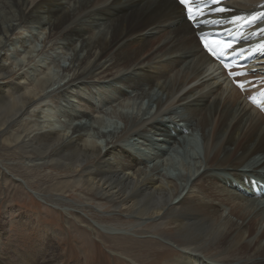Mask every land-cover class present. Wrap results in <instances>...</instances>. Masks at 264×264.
Wrapping results in <instances>:
<instances>
[{"label":"bare ground","instance_id":"1","mask_svg":"<svg viewBox=\"0 0 264 264\" xmlns=\"http://www.w3.org/2000/svg\"><path fill=\"white\" fill-rule=\"evenodd\" d=\"M53 1L57 0H22L18 6L19 18L0 20V137L11 126L19 124L24 115L34 117V130L15 136L9 144L18 145L15 148L31 156L37 166L68 173L66 176L73 177L70 188L90 192L100 203H111L116 213L127 212L140 219L146 216L153 222L168 219L177 233L196 240L193 244L176 246L185 264H264L261 197L241 195L239 189L252 187L254 180L245 175L259 177L264 172V117L224 84L199 46L196 31L184 20L181 7L174 0H91L70 16L62 7H53ZM261 5L264 0H233L221 5L233 10L221 17L264 12ZM101 7L105 9L103 14L108 15L106 28L109 31L114 27L113 38L97 40L94 45L99 47L100 57L95 56L85 68L74 69L86 49L91 53L88 39L77 36L81 39L80 49L73 46L68 56V70L74 69V72L65 83H54L57 87L51 92L47 91L54 81L49 75L35 80L31 75L29 88L24 80L29 84L25 76L31 73L24 76L16 73L18 68L32 62L35 51L25 52L26 57L22 56L18 62L6 63L4 48L11 36L9 33L37 11L42 9L48 17L46 24L51 38L53 31L60 37L68 35V26L78 18L99 17ZM254 28V32L264 28V22ZM139 76L148 85L160 87L164 101L157 100L155 109L145 114H121L118 136L101 134L99 143L81 134V125L61 126L44 116L47 111L44 108L41 113L32 111L46 97L67 95L71 89L76 90L77 82L80 85L86 80L100 83L112 80V84L106 82L110 87L118 81L123 83L118 85L122 90L126 85L136 88L133 91H137L138 97L142 95ZM73 97L83 101L79 93ZM176 109L189 111L193 126H198L203 133V161L195 163L194 171L189 174L190 178L194 176L193 181L200 182L196 185L197 194L191 187L184 192V185L177 182L185 178L180 174L166 175L169 170L158 166L153 160L157 157L141 150L140 143L135 144L139 145L138 150L120 144L139 133L156 130L170 140L173 136L161 126L165 124L164 117ZM81 113L84 117L88 115ZM175 121L178 124L180 119ZM181 127L173 131L183 134ZM242 168L247 170L239 174ZM214 169L220 173L211 172ZM205 253L212 256L209 258Z\"/></svg>","mask_w":264,"mask_h":264},{"label":"rangeland","instance_id":"2","mask_svg":"<svg viewBox=\"0 0 264 264\" xmlns=\"http://www.w3.org/2000/svg\"><path fill=\"white\" fill-rule=\"evenodd\" d=\"M2 1L0 20L19 18L18 6L22 0ZM89 1L74 3L73 0H57L53 1V7H62L60 9L72 16ZM104 10V7L100 8L99 17L86 15L72 22L68 26V35L60 37L53 31L51 38L46 24L48 17L41 12L42 9L37 11L31 19L9 33L11 36L4 48L6 63L18 62L22 56L26 57L25 52L35 51L32 62L18 68L16 73H24L23 76L27 72L31 73L29 77L25 76L30 80L29 84L28 80H24V85L29 88L32 87L31 75L34 80L49 75L50 80L54 81L47 91L51 92L57 87L53 84L65 83L76 66L85 68L95 56L100 57V49L94 45L97 40L103 42L113 38L114 27L110 32L106 28L108 15L103 14ZM79 35L84 40L88 39L91 53L86 49L80 61L74 64L75 68L68 70L71 49L75 46L79 50L81 46V39L77 38ZM13 49L15 53L11 52ZM63 68L67 69L66 72H63ZM139 79L142 95L138 97L137 91H133L136 88L124 84L126 88L122 90L118 85L123 83L118 81L116 86H112L113 91L106 83L112 80H103L106 81L103 83L86 80L80 85L77 82L76 90L71 89L67 95L53 94L46 97L32 111L41 113L47 110L44 116L61 126L81 125L80 133L87 134V138L99 143L103 134L116 133L115 136H118L117 128L122 127L119 121L121 114H145L155 109L157 100L164 101L165 95L161 93L160 87L148 85L140 76ZM76 93L80 94L84 102L73 97ZM72 101L78 103L73 104ZM81 111L86 112L87 117ZM23 118L19 124L11 126L4 133L5 136L0 137V264H185V258L181 261L183 254L176 246L186 242L193 244L196 240L177 233L168 219L165 222H153L146 216L140 219L135 214L116 213L111 203H100L92 193L70 188L73 177L66 176L68 173L37 166L31 156L17 150L18 145L9 144L15 140V136L34 130V117L24 115ZM179 119L178 124H175V120ZM164 122L161 129L170 132L173 136L170 140L156 130L155 133H139L120 144H125L127 148L133 146L135 150L140 145L141 150L157 157L153 160L158 166L169 170L166 175L173 177L180 174L186 179L177 182L184 185V192L191 187L192 192L197 194L196 185L200 182L193 181L194 176L190 178L189 174L195 163L203 161V133L198 126H193L195 123L189 111L187 113L184 109L172 111L164 117ZM179 126H182L179 130L183 134L173 131ZM243 170L247 169L242 168L238 173L241 174ZM211 172L220 173L215 169ZM246 176L264 182L263 171L259 177ZM232 181L239 183L234 179ZM205 255L209 258L212 256Z\"/></svg>","mask_w":264,"mask_h":264},{"label":"snow or ice","instance_id":"3","mask_svg":"<svg viewBox=\"0 0 264 264\" xmlns=\"http://www.w3.org/2000/svg\"><path fill=\"white\" fill-rule=\"evenodd\" d=\"M225 0H178L184 17L190 27L196 30V39L203 50L213 59L229 69V76L234 78L236 87L241 92L248 91L246 85L253 81H240L236 77L246 76L247 73L231 71L233 67H246L239 64V59L249 51L264 55V28H257L251 36L244 35L243 29L264 22V12H252L247 16L232 15L230 18H213L217 15L229 13L233 10L221 6ZM264 7V5H261ZM227 25H232L229 28ZM205 29H221L220 31H206ZM260 37V43L251 45L250 49L243 47L241 41L247 43L252 37ZM232 61V62H226ZM261 76L264 82V73H253ZM260 101L256 96L249 97L253 104L264 111V90L260 92Z\"/></svg>","mask_w":264,"mask_h":264}]
</instances>
